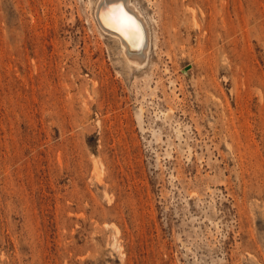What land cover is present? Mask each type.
I'll list each match as a JSON object with an SVG mask.
<instances>
[{"label": "rangeland", "instance_id": "374dc122", "mask_svg": "<svg viewBox=\"0 0 264 264\" xmlns=\"http://www.w3.org/2000/svg\"><path fill=\"white\" fill-rule=\"evenodd\" d=\"M134 1L144 68L106 0H0V264H264V0Z\"/></svg>", "mask_w": 264, "mask_h": 264}, {"label": "bare ground", "instance_id": "6f19581e", "mask_svg": "<svg viewBox=\"0 0 264 264\" xmlns=\"http://www.w3.org/2000/svg\"><path fill=\"white\" fill-rule=\"evenodd\" d=\"M102 1L103 0H98L97 3L101 4ZM106 1H107V3L104 6L105 8L103 11V15L105 17L104 20L107 21V24H106L107 27L104 28V30L105 31L107 30L108 32H110L111 35H113L117 39V41H119L118 43L121 42L120 45H122V51H123V54L122 53L121 54L123 55V58H124L123 60L125 61V64L128 65V67L129 66H134L136 68L146 67L148 65V63H150L149 62L150 57L148 55V52L151 48V45L157 39L154 40V42H153V34H152L153 31H151V29L149 28V22L146 19L145 15L140 10L139 6L137 5V3H135L134 0H124V4H125L126 8L128 9V11H130L131 14H128L127 12H125L124 8H123L124 5L122 6L121 3H119L117 0H106ZM168 5L169 4H167V6ZM184 11H185V9H184ZM185 18H187V17H185ZM151 19H153V18L151 17ZM169 19H170V17H169ZM177 20H178V16L173 15L172 16V25L173 26H174V23L177 22ZM143 24H144V26H143ZM99 25L101 26L100 23H99ZM99 25H98V27L102 31V28ZM169 25L171 26V23H169ZM165 28H168V26L166 25ZM114 32H116V33H114ZM157 36H156V38H157ZM144 39H146L145 42H143ZM154 39H155V37H154ZM129 46H132V47L130 48ZM126 51L128 54L126 53ZM124 53H126V55ZM153 64H152V66H153ZM129 68H131V67H129ZM151 73L153 74L152 71H151ZM148 75H147V77H149ZM155 93L156 92H154L153 94H155ZM165 95L167 96V94H165Z\"/></svg>", "mask_w": 264, "mask_h": 264}]
</instances>
